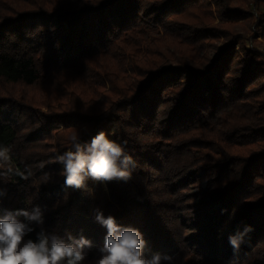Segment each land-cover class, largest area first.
I'll list each match as a JSON object with an SVG mask.
<instances>
[{
	"label": "trees",
	"instance_id": "trees-1",
	"mask_svg": "<svg viewBox=\"0 0 264 264\" xmlns=\"http://www.w3.org/2000/svg\"><path fill=\"white\" fill-rule=\"evenodd\" d=\"M214 1L217 12L235 14L226 0ZM196 9L207 11L202 0H0V83L41 93L23 108L26 123L36 125L26 134L0 98V147L9 149L0 161V215L43 212V225L32 224L25 241L41 232L65 241L84 236L92 247L81 264H95L107 234L95 219L101 210L143 233L146 257L264 264V55L242 50L231 61L227 52L242 37L226 34L211 57V45L198 37L207 27L184 22ZM258 127L251 140L260 138L259 151L230 152ZM100 131L135 161L130 180L105 183L108 197L91 178L86 189L66 188L56 162L73 135L86 145ZM191 173L206 181L209 202L183 236L169 191L182 189ZM250 198L257 199L244 201ZM245 226L252 230L234 250L228 237Z\"/></svg>",
	"mask_w": 264,
	"mask_h": 264
},
{
	"label": "clouds",
	"instance_id": "clouds-1",
	"mask_svg": "<svg viewBox=\"0 0 264 264\" xmlns=\"http://www.w3.org/2000/svg\"><path fill=\"white\" fill-rule=\"evenodd\" d=\"M8 151L0 147V161L7 159ZM56 162L63 166L61 175L65 178V187L73 189H86L89 178L101 183L128 181L132 178L130 169L135 167V161L125 147L109 139L104 131L86 145L73 135L67 150L56 158ZM49 178L46 174L45 182ZM5 195L6 189L0 188V197ZM18 216H23L24 221L17 219ZM95 219L107 230L95 264H171L172 257L168 254L144 255L147 241L139 229L119 225L114 216H105L101 210H96ZM43 223V212L39 206L31 211L20 209L15 214L6 212L0 215V264H81L86 259L92 242L84 236H69L65 241L59 236L41 232L35 241L24 240L28 233L34 231L32 224L42 226ZM251 230L250 226H245L242 231L230 235V246L238 250Z\"/></svg>",
	"mask_w": 264,
	"mask_h": 264
},
{
	"label": "rangeland",
	"instance_id": "rangeland-1",
	"mask_svg": "<svg viewBox=\"0 0 264 264\" xmlns=\"http://www.w3.org/2000/svg\"><path fill=\"white\" fill-rule=\"evenodd\" d=\"M205 4V12H198L189 14V17H186L184 22L188 23L190 28L197 29L200 27H207V30L199 34V38L204 39V43L211 45L209 48V54L211 57L215 58L219 49L226 43L224 35H236L242 37L241 44L234 45L230 51L227 52V55L230 57L231 61L236 59L238 56L243 57L241 53L242 50L249 51L251 54L258 53L264 55V0H226V9H233L235 13L233 16H236L235 20H231L233 16L231 14H225L224 7H221L220 11L217 12V5L214 0H202ZM219 8V7H218ZM193 10V9H192ZM210 11V12H208ZM211 13V14H210ZM189 28V27H188ZM215 28L214 30L211 29ZM196 31V30H195ZM208 33V34H207ZM243 38L246 39L244 42ZM264 63V59L262 60ZM131 83H133V78L131 77ZM122 87V85L120 86ZM32 97V98H31ZM41 97L37 88H27L22 86H13L5 83H0V98L3 101L8 100L11 107H14L12 112L11 121L21 127L23 134L28 133L36 125H31L26 123V120L31 117L29 113L23 110L28 104V99H37ZM112 101V99H110ZM19 104L21 108H16L15 105ZM248 106L253 107L254 101L249 99ZM103 106L109 107V102L103 103ZM38 109L31 111L30 113L37 112ZM43 112L47 111L42 109ZM243 117H246L244 114ZM258 128H255L253 132L246 131V139L243 142H237L236 146L231 149V153L235 155H249L253 154L255 151L260 149V138H253L251 140V135H257ZM249 139V140H247ZM254 143V145L251 144ZM209 155H214L215 152L209 150ZM202 153H206V150H203ZM219 156V152H217ZM242 156V157H244ZM240 159V158H239ZM239 159L237 161H239ZM220 175L223 174V172ZM218 173V174H219ZM201 174L191 173L188 177L189 180L184 182L182 189L180 187H173V190L169 191V199L171 200L172 210L175 212V230L179 231L183 236H190L192 231L197 227L195 224L196 213H200V209L204 206V203L209 202L207 198H204V191L206 189V181L200 179ZM219 177V175H217ZM220 178V177H219ZM217 180L215 179V182ZM264 182V181H263ZM261 182V184H263ZM102 188V193L104 196L108 195L107 186L105 183H100ZM263 185H258L257 195L262 194ZM176 195V196H174ZM108 197V196H107ZM174 199V200H173ZM257 198H250L244 201H255ZM243 201V202H244ZM193 203V206H189ZM216 208V206H215ZM183 219V220H182ZM182 220V221H181ZM189 221H193L192 224H189ZM188 224V225H186ZM196 225V226H195ZM170 227V225H168ZM228 231H231V227L228 228ZM219 235V234H217ZM251 259V255L249 254ZM253 257V256H252Z\"/></svg>",
	"mask_w": 264,
	"mask_h": 264
}]
</instances>
